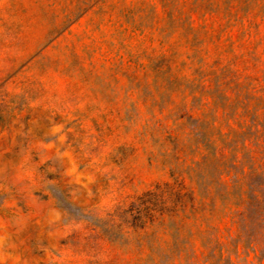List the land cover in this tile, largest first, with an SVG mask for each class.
<instances>
[{"label": "rangeland", "instance_id": "obj_1", "mask_svg": "<svg viewBox=\"0 0 264 264\" xmlns=\"http://www.w3.org/2000/svg\"><path fill=\"white\" fill-rule=\"evenodd\" d=\"M262 196L264 0H0V264H262Z\"/></svg>", "mask_w": 264, "mask_h": 264}, {"label": "trees", "instance_id": "obj_2", "mask_svg": "<svg viewBox=\"0 0 264 264\" xmlns=\"http://www.w3.org/2000/svg\"><path fill=\"white\" fill-rule=\"evenodd\" d=\"M261 213L255 221L256 231L258 236L253 240L252 249L255 254H260L262 258V264H264V198L260 199ZM241 217V215L239 216Z\"/></svg>", "mask_w": 264, "mask_h": 264}]
</instances>
